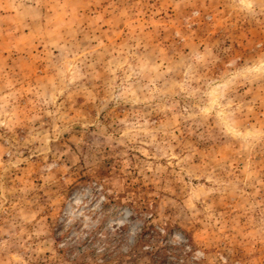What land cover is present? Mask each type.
<instances>
[{
    "label": "rangeland",
    "instance_id": "374dc122",
    "mask_svg": "<svg viewBox=\"0 0 264 264\" xmlns=\"http://www.w3.org/2000/svg\"><path fill=\"white\" fill-rule=\"evenodd\" d=\"M264 264V0H0V264Z\"/></svg>",
    "mask_w": 264,
    "mask_h": 264
},
{
    "label": "trees",
    "instance_id": "16d2710c",
    "mask_svg": "<svg viewBox=\"0 0 264 264\" xmlns=\"http://www.w3.org/2000/svg\"><path fill=\"white\" fill-rule=\"evenodd\" d=\"M159 243L158 241H155ZM153 243L149 244V247H151V255L152 260L154 264H166L168 262L169 255L168 253V247L166 245L162 244H155Z\"/></svg>",
    "mask_w": 264,
    "mask_h": 264
}]
</instances>
